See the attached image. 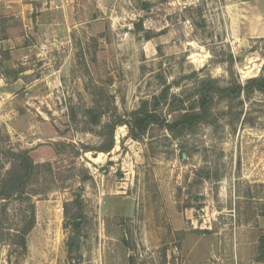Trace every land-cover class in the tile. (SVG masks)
<instances>
[{
  "label": "rangeland",
  "instance_id": "rangeland-1",
  "mask_svg": "<svg viewBox=\"0 0 264 264\" xmlns=\"http://www.w3.org/2000/svg\"><path fill=\"white\" fill-rule=\"evenodd\" d=\"M70 5L50 39L6 44L15 21L0 19V147L29 149L39 164L24 194L0 199V264L193 263L212 241L238 237L259 263L264 93L218 101L180 134L152 124L135 136L121 124L113 150L99 147L105 124L154 110L166 90L158 111L172 119L170 104H189L204 80L264 75V0ZM74 217L82 235L70 254ZM31 223L26 248L15 244Z\"/></svg>",
  "mask_w": 264,
  "mask_h": 264
},
{
  "label": "trees",
  "instance_id": "trees-1",
  "mask_svg": "<svg viewBox=\"0 0 264 264\" xmlns=\"http://www.w3.org/2000/svg\"><path fill=\"white\" fill-rule=\"evenodd\" d=\"M200 83L196 91L197 98L189 104L186 99L182 98H178L177 101L175 100L170 104V106L173 104L170 110V113L174 114L172 119L164 117L158 111L161 99L166 98V90L162 97H155L154 110L145 108L141 112L134 113V118L131 121L126 118H119L105 124L107 139L99 147V150L107 153L113 150L115 147V131L118 125H128L135 136L146 133L152 124L165 128L173 134H180L202 122H207L211 116L212 108L218 101H229L231 103L242 97H249L255 92L264 93V75L251 77L245 82L233 81L227 86H220L212 79H207ZM176 102L179 104H176ZM2 156L9 159V167L2 165ZM38 166L39 164L35 162L31 150H15L13 148L3 150L0 147V199L10 200L24 194L25 188L35 176ZM67 215L70 217L69 213ZM70 221L72 229L68 241V251L72 254L80 249L82 223L75 217ZM32 224L18 230V233L14 235V238H16L15 244L26 248V236L31 230ZM260 240L257 261L264 262V236Z\"/></svg>",
  "mask_w": 264,
  "mask_h": 264
},
{
  "label": "crops",
  "instance_id": "crops-1",
  "mask_svg": "<svg viewBox=\"0 0 264 264\" xmlns=\"http://www.w3.org/2000/svg\"><path fill=\"white\" fill-rule=\"evenodd\" d=\"M70 1L72 0H0V19L12 18L15 21V26L8 28L6 44L13 45L12 41H22L30 35L44 39L53 38L56 20L72 10ZM35 25L42 26L40 29L44 34L35 33L33 31ZM22 49L17 50L14 46L11 47V55L27 56L28 51L32 50L31 47H22ZM220 243L219 247L212 241L209 248L198 250L203 252V255L200 253V258L193 263L184 264H201V262L204 264H248L255 261L254 243H251L250 247L248 243L240 241L239 237L235 241L223 239ZM206 245L208 246L207 243ZM248 248H251L252 253L246 252Z\"/></svg>",
  "mask_w": 264,
  "mask_h": 264
}]
</instances>
